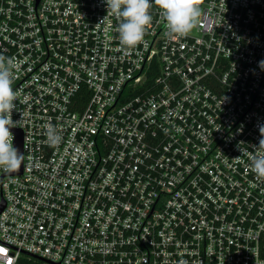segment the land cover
Returning a JSON list of instances; mask_svg holds the SVG:
<instances>
[{"label":"built area","instance_id":"built-area-1","mask_svg":"<svg viewBox=\"0 0 264 264\" xmlns=\"http://www.w3.org/2000/svg\"><path fill=\"white\" fill-rule=\"evenodd\" d=\"M195 3L175 35L152 0L124 55L103 0H0L22 153L0 264H264V0Z\"/></svg>","mask_w":264,"mask_h":264},{"label":"clouds","instance_id":"clouds-1","mask_svg":"<svg viewBox=\"0 0 264 264\" xmlns=\"http://www.w3.org/2000/svg\"><path fill=\"white\" fill-rule=\"evenodd\" d=\"M103 3L106 11L119 20L116 30L121 47L117 51L128 55L142 41L152 21V0H103ZM156 5L162 10L167 30L175 35L189 33L201 14L195 0H156ZM258 64L264 67V60L258 61ZM16 67L18 65L11 59L0 60V169L9 172L18 168L22 161V153L13 146L10 131L15 123L11 112L16 108L13 88ZM225 99L223 96L221 102ZM45 134L50 144H58L61 140L60 130L52 123L46 126ZM259 143H264V137ZM250 167L257 178H264V153L252 155Z\"/></svg>","mask_w":264,"mask_h":264},{"label":"water","instance_id":"water-1","mask_svg":"<svg viewBox=\"0 0 264 264\" xmlns=\"http://www.w3.org/2000/svg\"><path fill=\"white\" fill-rule=\"evenodd\" d=\"M14 147H16L19 152H21V134L19 131L16 132ZM20 171H21V164L15 170L10 171V173H20Z\"/></svg>","mask_w":264,"mask_h":264},{"label":"rangeland","instance_id":"rangeland-1","mask_svg":"<svg viewBox=\"0 0 264 264\" xmlns=\"http://www.w3.org/2000/svg\"><path fill=\"white\" fill-rule=\"evenodd\" d=\"M190 34H194V28L189 32Z\"/></svg>","mask_w":264,"mask_h":264}]
</instances>
